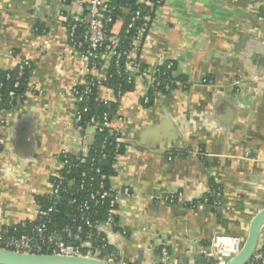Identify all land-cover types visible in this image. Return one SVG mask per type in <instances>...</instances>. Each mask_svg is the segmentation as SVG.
Listing matches in <instances>:
<instances>
[{"label":"crops","instance_id":"0c3cea01","mask_svg":"<svg viewBox=\"0 0 264 264\" xmlns=\"http://www.w3.org/2000/svg\"><path fill=\"white\" fill-rule=\"evenodd\" d=\"M72 8L86 11L80 1ZM63 9L61 0H0V69L30 60L36 90L0 109V229L37 219L36 195L50 191L60 155H83L95 136L74 121L72 91L87 81L88 61L71 45ZM123 24L121 17L114 35ZM167 60L190 88L156 94L145 106L138 78L113 119L126 149L110 183L130 194L121 195L115 224L99 227L118 256L112 264H162L163 242L165 264H214V235L243 243L264 207V0H166L138 61ZM109 66L97 72L104 80ZM102 93L115 99L106 85ZM212 183L223 188L222 204L190 206ZM172 194L176 202L164 201Z\"/></svg>","mask_w":264,"mask_h":264},{"label":"built area","instance_id":"2783aa9c","mask_svg":"<svg viewBox=\"0 0 264 264\" xmlns=\"http://www.w3.org/2000/svg\"><path fill=\"white\" fill-rule=\"evenodd\" d=\"M62 1V0H61ZM80 1V5L85 3V9L87 10L86 18L82 17L81 9L74 10L72 7L77 2ZM164 0L163 2H165ZM111 0H72V3L65 5L63 4L64 10L67 12L65 14L62 11V16L66 25L67 36L71 42V45L77 51L79 55L88 61L87 65V76H91V81L88 80L83 85H78L74 87L73 94L79 102H85L87 98L93 93L92 86L97 88V97L100 100H106L102 97V87L105 86L103 83L107 80L102 79L97 72L106 65L107 60L112 57L115 59V65L119 67L120 60L126 57V71L132 72L136 77V81L139 78L143 81L144 92L141 95L143 101L148 103L150 101L149 92L154 88L159 82L158 76L155 74V67L158 65H148V67L143 68L138 61L139 54L141 52L143 41L141 35L133 38L131 47L129 49L121 48V37L114 35L112 32H107L106 27L112 23L113 28L119 18H124V22L130 17L128 28L134 26L136 20L141 17V11H132L129 8H121L122 15L113 20L111 16V10L109 8ZM150 0L144 1L145 4H149ZM162 5V4H161ZM86 23V30L81 39H77L75 36L76 30L80 23ZM143 31V29H142ZM104 47V49H102ZM102 49V50H101ZM101 50V51H100ZM100 52V53H99ZM99 58L100 61H96ZM20 73L19 76L23 75L25 69H31L32 62L28 59H20ZM103 61L102 63H99ZM161 64V63H160ZM171 65V64H170ZM169 65V66H170ZM92 72H95L94 74ZM205 81V79H204ZM206 82V81H205ZM19 82L16 83V86ZM79 86H85L84 89H80ZM115 94V93H114ZM116 99V94H115ZM114 99V100H115ZM1 101V99H0ZM112 101V100H106ZM110 112H105L102 119L103 122L100 123L99 118L93 117L91 119L90 125L95 134L98 131L103 130V128H110L112 133L117 136L116 141L118 144L123 143L121 134L112 125L114 117L110 118ZM80 120V116H76L75 112V124ZM90 150V146L87 147L85 153L81 157L84 160ZM68 153H62L59 157L61 168L59 175L55 178L60 181L51 184V189L49 191L50 195H56L57 197L66 188L72 191H82L85 190L89 198L97 203L109 199V212L108 217L101 223H97L95 226L89 217L82 216L84 224H78L76 219H74L72 225H66L61 229H56L51 227V213L54 211L55 206L51 205L48 208L38 207V216L35 220H28L21 222L20 224H15L11 226H5L0 229V247L7 249H12L21 252H31V253H51V254H65V255H97L91 254L90 250L83 253V248L100 247L95 245L98 237L95 240L92 238V234L88 238H83L84 225L90 229L96 227L98 234L103 233L99 227L101 224L114 225L116 222L117 211L119 208V200L122 194L129 195L130 188L125 187L122 190L116 189L110 183L109 188L105 187L103 182L100 183L99 189L96 191L91 190L88 186L90 182L95 180L94 175L89 176V173L84 172L83 176L87 179H83L81 184L77 187L75 180L71 179L64 181L61 176V171L64 168L65 161L63 157H66ZM63 156V157H62ZM99 172V169L97 170ZM224 199V191L221 185L216 184L212 188L202 195L198 201L193 205L196 208H203L207 205L220 206ZM164 201L174 203L177 201V195L172 194L165 197ZM73 203H76V199H73ZM90 209L89 202L86 201L80 205V210L86 212ZM104 234V233H103ZM102 241L106 242L107 238L104 235ZM242 247V242L237 236L216 233L210 244L211 256L214 259V264H225L232 256H234ZM99 251L96 250V254ZM170 257V249L167 242H163L160 246V262L165 264ZM100 258V257H99ZM110 263L114 262L113 255L109 256L107 259ZM264 263V239L260 240L256 250L253 255L245 264H263Z\"/></svg>","mask_w":264,"mask_h":264},{"label":"trees","instance_id":"16d2710c","mask_svg":"<svg viewBox=\"0 0 264 264\" xmlns=\"http://www.w3.org/2000/svg\"><path fill=\"white\" fill-rule=\"evenodd\" d=\"M146 0H111L109 8L111 10V16L115 21L122 15L121 8H129L132 11L140 10L141 17L136 20L133 27L128 28L130 17L124 22L120 29L121 48L129 49L133 38L141 35L142 41L146 36L149 28L152 25L158 8L163 4L164 0H150L149 4H145ZM62 3L68 5L72 3V0H62ZM63 12H67L63 9ZM87 10L82 13V17L86 18ZM68 22L65 23V26ZM107 32L113 33V24L110 23L107 27ZM143 29V31H142ZM43 28L40 29L41 32ZM86 30V23H80L76 30L75 36L77 39H81ZM104 49V47L102 48ZM101 49V50H102ZM100 50V51H101ZM100 53V52H99ZM96 61H100L99 58ZM103 61L99 62L102 63ZM171 64V65H170ZM20 65L14 69H0V109H11L23 102L27 96L36 92L31 85L30 71L31 69H25L23 75L19 76ZM170 65V66H169ZM126 57L121 58L119 67L115 65V59H110V66L107 71V80L103 83L107 87L111 88L116 94V99L112 101L100 100L97 97V88L92 86V94L87 98L85 102L77 103L76 116H80V120L76 122V125L81 128H86L90 125L93 117L99 118V122H103V115L105 112H110V118L112 119L121 106V99L128 93L133 92L137 88V81L135 75L132 72L126 71ZM141 67L146 68L148 65L141 64ZM155 74L158 76L159 82L149 92L150 101L146 103L142 101L145 106H149L156 98V94L166 95L176 89L183 87L188 90L190 88L189 77L186 74L178 72V65L173 60L164 61L155 67ZM91 76H87L88 82L91 81ZM205 81H210V76L205 77ZM19 85L16 86V83ZM85 86H79L80 89H84ZM117 136L112 133L110 128H103L98 131L92 142L90 143V150L87 157L82 160L80 157L67 154L63 157L64 168L61 171V176L64 181L71 179L75 180L78 187L83 179L87 177L83 176L84 172L89 173V176L94 175L95 180L89 183V188L96 191L100 187V183L103 182L106 188L110 186V177L116 173L117 157L125 152L126 144L116 141ZM99 169V172L97 170ZM60 180L57 178H51V183H58ZM216 183H212V186ZM73 199H76V203H73ZM88 201L90 209L86 212L80 210V205ZM198 200L191 203L194 205ZM36 202L41 208H48L51 205L55 206L54 211L51 213V227L61 229L66 225H72L74 219L78 224H84L81 219L82 216L89 217L92 220L94 226L99 222H103L108 217L110 209L109 199L105 201H92L89 198L88 193L85 190L76 192L68 189H64L59 197L56 195H50L49 192L44 195H36ZM83 238H88L92 234L93 240L98 237L95 245L100 247L83 248V253L90 250L91 254H95L102 259H107L113 255L114 261L118 260L115 248L110 244L102 241L104 234H98L96 227L89 228L84 225ZM96 250L99 251L96 254Z\"/></svg>","mask_w":264,"mask_h":264},{"label":"water","instance_id":"95a60500","mask_svg":"<svg viewBox=\"0 0 264 264\" xmlns=\"http://www.w3.org/2000/svg\"><path fill=\"white\" fill-rule=\"evenodd\" d=\"M264 226V207L253 217L249 233L242 247L225 264H245L256 250ZM199 261V258L197 259ZM185 264H190L187 259ZM0 264H112L105 259L89 255H65L21 252L0 247Z\"/></svg>","mask_w":264,"mask_h":264}]
</instances>
